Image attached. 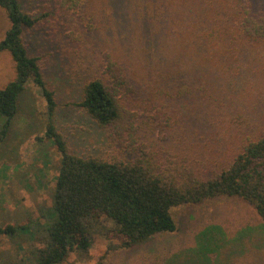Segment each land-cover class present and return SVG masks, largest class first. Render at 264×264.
<instances>
[{"label": "trees", "instance_id": "16d2710c", "mask_svg": "<svg viewBox=\"0 0 264 264\" xmlns=\"http://www.w3.org/2000/svg\"><path fill=\"white\" fill-rule=\"evenodd\" d=\"M59 1L67 13L79 17L84 11V0ZM108 1L114 7L110 13L117 11L121 18L114 20L101 9V29L109 35L107 23L122 25L128 33V58H137V52L142 73L130 70L129 60L127 64L110 51L101 53V76L83 80L79 100L72 104L107 133L111 147L121 149L83 156L72 153L59 132L56 92L45 80L40 59L30 56L24 44L25 30L40 18L24 11L20 0H0L10 20L0 52H9L15 68L14 80L0 89V143L32 81L45 100V137L60 157L48 212L51 222L36 247L35 264H62L70 252L84 253L91 245L90 230L106 221L113 226L106 232L104 256L144 245L176 229L171 208L221 196L250 204L264 228V8L253 0ZM196 94L206 100L203 106L211 115L198 106L189 108ZM126 100L137 103L156 140L167 146L136 145L141 114L128 110ZM201 111L212 117L204 128L186 119L198 113L202 119ZM241 112L250 123L244 126L248 130L239 152L221 166L211 156H198L206 154L207 146H195L192 137L214 131L224 144V133ZM225 113L230 117L224 119ZM211 153L220 156L218 149ZM27 228L3 230L12 235ZM208 238L212 241L201 242L208 244L203 246L218 248L231 241L224 243L222 236L211 233ZM96 264H104L102 258Z\"/></svg>", "mask_w": 264, "mask_h": 264}, {"label": "rangeland", "instance_id": "374dc122", "mask_svg": "<svg viewBox=\"0 0 264 264\" xmlns=\"http://www.w3.org/2000/svg\"><path fill=\"white\" fill-rule=\"evenodd\" d=\"M253 1L258 8H264V0ZM20 3L24 11L40 18L37 25L25 30L23 40L28 54L40 59L45 80L49 88L56 92L59 105L56 123L70 151L83 156H106L110 151H119L121 146L111 147L107 133L72 104L79 100V87L83 80L101 76L103 51H110L127 64L129 60L130 70L138 75L142 73L139 68L142 61L137 52V58H128V33L122 25L107 23L110 26L109 35L101 29V9L108 15L112 12L111 2L84 0V11L79 13V17L67 13L59 0H20ZM110 16L118 21L121 18L117 11ZM94 27L99 28L93 31ZM9 28L7 13L0 7V41ZM14 78L11 55L6 51L0 52V89ZM196 97L197 94L192 97L189 108L198 106L208 111L209 107L203 106L206 100ZM18 103L12 129L6 140L0 143V264H35L36 247L44 236L43 229L51 222L48 212L53 206L51 194L59 168V154L44 133L45 100L40 89L29 81ZM125 105L128 110L142 115L136 121L139 126L136 145L141 142L145 145L155 142L168 145L156 140L157 133L150 130L142 109L135 101L126 100ZM200 114L202 119L199 113L186 119L193 126L202 123L204 128L205 122L212 119L209 116L212 112L208 111V116L202 111ZM242 114L234 116V127L224 133V144L214 131L193 134L191 141L196 143L195 146H207L206 154L199 153L198 156H211V161L219 160L220 166L229 162L239 152L248 130L244 126L250 123L247 115ZM228 117L225 113L224 119ZM256 122L257 118L253 120L252 129ZM216 149L220 151L218 157L211 153ZM218 164L215 163V166ZM170 214L176 225L174 231L159 233L144 245L111 251L106 256V232L113 225L101 222L90 230V248L84 253L70 252L62 264H96L101 258L104 264H264L262 221L255 209L244 200L221 196L173 207ZM21 225L28 228L25 231L16 230L12 235L3 230L6 226ZM210 233L212 237L222 236L224 243L231 241L218 248L203 246L208 245L203 242L212 241L208 238ZM239 237L241 241L236 242Z\"/></svg>", "mask_w": 264, "mask_h": 264}]
</instances>
